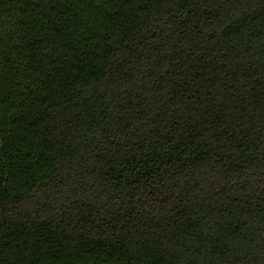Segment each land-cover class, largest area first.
<instances>
[{
	"label": "trees",
	"instance_id": "obj_1",
	"mask_svg": "<svg viewBox=\"0 0 264 264\" xmlns=\"http://www.w3.org/2000/svg\"><path fill=\"white\" fill-rule=\"evenodd\" d=\"M0 264H264V0H0Z\"/></svg>",
	"mask_w": 264,
	"mask_h": 264
}]
</instances>
